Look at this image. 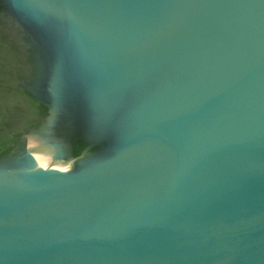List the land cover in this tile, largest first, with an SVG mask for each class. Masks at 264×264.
Wrapping results in <instances>:
<instances>
[{
	"label": "water",
	"instance_id": "95a60500",
	"mask_svg": "<svg viewBox=\"0 0 264 264\" xmlns=\"http://www.w3.org/2000/svg\"><path fill=\"white\" fill-rule=\"evenodd\" d=\"M0 264H264V0H0Z\"/></svg>",
	"mask_w": 264,
	"mask_h": 264
}]
</instances>
